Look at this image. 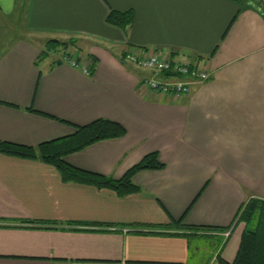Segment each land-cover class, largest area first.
<instances>
[{
  "label": "crops",
  "instance_id": "1",
  "mask_svg": "<svg viewBox=\"0 0 264 264\" xmlns=\"http://www.w3.org/2000/svg\"><path fill=\"white\" fill-rule=\"evenodd\" d=\"M110 8L130 10L131 22H107ZM69 36L92 59L88 73L42 53L44 40ZM132 48L209 75L186 93L149 90L148 71L123 57ZM100 117L123 132L66 162L118 178L155 151L162 166L133 171L138 189L117 195L0 152V264L231 261L240 206L264 198L263 2L0 0V139L36 145Z\"/></svg>",
  "mask_w": 264,
  "mask_h": 264
},
{
  "label": "trees",
  "instance_id": "2",
  "mask_svg": "<svg viewBox=\"0 0 264 264\" xmlns=\"http://www.w3.org/2000/svg\"><path fill=\"white\" fill-rule=\"evenodd\" d=\"M105 20L120 27L126 26L132 20L130 10L119 11L109 9ZM76 38L67 37L48 38L44 40L42 53L47 51H57L58 60L65 54L79 60L82 58L92 59L90 56L76 54L69 47L75 46ZM123 127L116 121L107 118H96L86 124L76 126L74 131L68 135L43 140L36 145L17 143L9 140L0 139V152L5 154L17 155L26 158L38 159L53 165L61 179L72 180L82 183L93 184L96 187L112 189L117 195H124L135 192L138 185L131 181V173L141 168H157L162 163L157 160L156 152L150 151L144 154L138 161L133 163L120 177L112 178L99 172L83 169L69 164L63 159V155L76 150L94 140L120 135ZM237 218L243 221V229L236 253L231 261L217 257L220 264H264V198L249 196L240 206ZM179 219L173 221V225H179ZM201 225H190V228H209L200 227ZM226 228V227H225Z\"/></svg>",
  "mask_w": 264,
  "mask_h": 264
},
{
  "label": "built area",
  "instance_id": "3",
  "mask_svg": "<svg viewBox=\"0 0 264 264\" xmlns=\"http://www.w3.org/2000/svg\"><path fill=\"white\" fill-rule=\"evenodd\" d=\"M264 4V0H261ZM124 59L132 62L138 67L148 71L142 80L143 84L149 90L155 92H167L174 95L186 93L190 84L199 83L205 80L209 72L206 68H198L190 65L187 61L171 60L164 57L155 50L144 51L142 49L132 48L126 50L123 54ZM63 61L73 67H78L83 73H88L90 59H75L74 57L61 55ZM165 70L172 71L171 74L165 73ZM224 235L227 231L223 232ZM82 264H132L124 259L119 260H86Z\"/></svg>",
  "mask_w": 264,
  "mask_h": 264
},
{
  "label": "rangeland",
  "instance_id": "4",
  "mask_svg": "<svg viewBox=\"0 0 264 264\" xmlns=\"http://www.w3.org/2000/svg\"><path fill=\"white\" fill-rule=\"evenodd\" d=\"M76 44H78V42L76 43ZM79 44H80V42H79ZM79 48V47H78ZM72 50V49H71ZM79 54V53H78ZM240 210V209H239ZM239 210H238V212H239ZM238 212H237V214H236V216L238 215ZM236 219H238V218H236ZM240 220V219H239ZM240 221H242V220H240ZM243 222V221H242Z\"/></svg>",
  "mask_w": 264,
  "mask_h": 264
},
{
  "label": "water",
  "instance_id": "5",
  "mask_svg": "<svg viewBox=\"0 0 264 264\" xmlns=\"http://www.w3.org/2000/svg\"><path fill=\"white\" fill-rule=\"evenodd\" d=\"M165 73L171 74L172 71H170V70H165Z\"/></svg>",
  "mask_w": 264,
  "mask_h": 264
}]
</instances>
